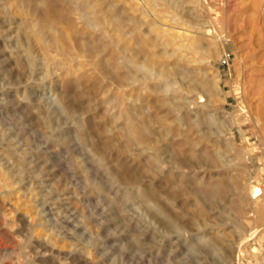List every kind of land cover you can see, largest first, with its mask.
<instances>
[{
	"label": "rangeland",
	"instance_id": "374dc122",
	"mask_svg": "<svg viewBox=\"0 0 264 264\" xmlns=\"http://www.w3.org/2000/svg\"><path fill=\"white\" fill-rule=\"evenodd\" d=\"M81 1L0 0V245L23 264L36 242L37 264L78 250L89 264H264V0H167L172 15L119 1L140 9L128 34L155 43L157 65L68 29ZM192 37L205 53L186 51Z\"/></svg>",
	"mask_w": 264,
	"mask_h": 264
},
{
	"label": "bare ground",
	"instance_id": "6f19581e",
	"mask_svg": "<svg viewBox=\"0 0 264 264\" xmlns=\"http://www.w3.org/2000/svg\"><path fill=\"white\" fill-rule=\"evenodd\" d=\"M61 1V0H60ZM78 1H81V0H78ZM119 1H124V0H103L102 2H101V0H91V1H89V3L87 4V2H86V0L85 1H81L79 4H78V7H77V9L76 10H73L75 13H77L78 15H79V18L78 19H80V24L78 25V24H76L75 23V21H74V23L73 22H70L69 23V21H67L68 23H69V28L68 29H71L72 31L74 30L76 33H79V32H81L82 34H78L79 35V37H80V35L82 36V35H89L90 36V40H87L88 42L90 41V42H93V43H96L97 45H98V47H100V46H102V44H104L105 42H107L105 39H107V38H110V40L108 41V43L110 42V43H112V44H114L115 46H117L118 48H120L121 50L123 49L124 51V55L127 53V54H129V56L132 58V59H134L133 61H138V59H139V57L140 56H144V57H146L145 59H146V61H147V63H149L150 65H152V64H155V65H157L156 64V57H155V55H152L150 52L151 51H149L148 52V48L150 47V46H155L154 44V42L152 41V40H150V39H144V38H142V37H138V36H132V37H130V35L128 34L129 32H131V33H133V32H135V31H138V32H141L142 31V27L144 26V25H146V24H143L142 22H141V19L139 20L138 18H136V16H135V14L137 13V12H139V10L140 9H137V8H135V7H132L133 5H131L130 6V8H124V11H122L121 9H117V7H118V2ZM128 1V0H127ZM134 1H136V0H133V2ZM143 1H145V3L147 4V5H149L150 7H154V12L155 13H157V10L158 9H156L157 7H162L161 9V12L160 13H163L164 11L163 10H165L166 12L165 13H167V14H169L170 15V13H171V15H172V8H171V6H169V4L168 3H170V1H167V0H143ZM180 1V0H179ZM46 2V1H45ZM64 2H65V0H64ZM68 2V1H67ZM126 2V1H125ZM131 0H130V3H133ZM115 3V4H114ZM192 3V2H191ZM45 4H47V2L45 3ZM56 4H58V3H56ZM104 4H108V5H113V8H108L106 5H105V7H103V5ZM135 4V3H134ZM185 4V3H184ZM187 4V3H186ZM185 4V5H186ZM39 6V5H38ZM57 6V5H56ZM124 6V5H123ZM164 6V7H163ZM178 6V5H177ZM201 6H203V5H201ZM48 7V6H47ZM120 7V6H119ZM129 7V6H128ZM40 8V7H39ZM68 8V7H67ZM50 9H52V8H50ZM87 9H90L91 11L89 12L91 15H92V19H89L87 16H88V14H84V12H86V10ZM203 9V8H202ZM172 10V11H171ZM41 11V10H40ZM148 11H150V10H148ZM163 11V12H162ZM191 11V10H190ZM58 12V11H57ZM57 12H56V14H57ZM71 12V11H70ZM41 13H43V12H41ZM153 13V12H152ZM159 13V14H160ZM173 13H174V11H173ZM187 13V12H186ZM39 14V13H38ZM44 14V13H43ZM62 14V13H61ZM144 14V18H146L147 17V14H146V12H144L143 13ZM154 14V13H153ZM158 14V13H157ZM177 14V13H176ZM183 14V13H182ZM193 14V13H192ZM75 15V14H74ZM150 15V14H149ZM156 15V14H155ZM175 15V14H174ZM195 15V14H194ZM40 16V15H39ZM69 16H71V15H69ZM42 17H43V15H42ZM76 17V16H75ZM162 17V16H161ZM187 17V16H186ZM165 18V17H164ZM164 18H162L163 20H164ZM180 18V17H179ZM188 18V17H187ZM55 19V18H54ZM57 19V18H56ZM65 19V18H64ZM155 19V18H154ZM61 20V19H60ZM73 20V19H72ZM92 20V21H91ZM143 20H145V19H143ZM147 20V19H146ZM153 20V19H152ZM167 20V19H166ZM196 20V19H195ZM155 21V20H154ZM165 21V20H164ZM42 22V21H41ZM66 22V23H67ZM149 22V21H148ZM167 22H169V21H167ZM166 22V23H167ZM176 22V21H175ZM198 22V21H197ZM67 23V24H68ZM159 23H160V21L158 22V25H159ZM163 23H165V22H163ZM163 23H162V25H163ZM165 23V24H166ZM177 23V22H176ZM176 23H174V24H176ZM151 24H153V23H151ZM156 24V23H155ZM44 24L42 23V26H43ZM167 25V24H166ZM178 25V24H177ZM182 25V24H181ZM184 25H185V23H184ZM183 25V26H184ZM211 25V24H210ZM49 25H47L46 27H48ZM70 26H71V28H70ZM81 26V27H80ZM94 27L95 26V29H93L94 31H92L91 30V28L90 27ZM157 26V25H156ZM183 26H181V27H183ZM39 27V26H38ZM46 27H44V28H46ZM68 27V26H67ZM149 27V26H148ZM159 27V26H158ZM174 27V26H173ZM188 27V26H187ZM210 27V26H209ZM44 28H41V29H43L44 30ZM54 28V27H53ZM163 28V27H162ZM162 28H160L159 30H158V33H157V35H158V39L160 38L159 36L164 32V28L162 29ZM172 28V27H171ZM180 28V27H179ZM183 28H185V30H187L186 29V27L184 26ZM152 29V28H151ZM176 29H177V27H176ZM189 29H192V27H190ZM208 29V28H207ZM171 30V29H170ZM173 30H175V29H173ZM172 30V31H173ZM179 30V29H178ZM194 30V29H193ZM150 31V30H149ZM145 32V31H144ZM148 32V31H147ZM146 32V33H147ZM175 32V31H174ZM173 32V33H174ZM180 32H182V31H180ZM202 32V31H201ZM207 32H210V30H207ZM39 33H40V31H39ZM43 33V32H42ZM61 33V32H60ZM142 33V32H141ZM187 33V32H186ZM190 33V32H189ZM41 34V33H40ZM46 34V33H45ZM74 34V33H73ZM73 34H65L66 36H64V34H62L63 36L61 37V38H59V39H57V42L58 43H61L60 44V46L59 47H61L62 45H63V43L65 42V41H72V40H74V36H73ZM165 34V33H164ZM167 34H168V32H167ZM166 34V35H167ZM75 35V34H74ZM129 35V37H127ZM163 35V34H162ZM161 35V36H162ZM169 35V34H168ZM187 35V34H186ZM183 36H185L183 33L182 34H179V37H180V39H184L183 38ZM144 37H145V35H144ZM167 37V36H166ZM182 37V38H181ZM194 37V36H193ZM191 38V42H189L188 43V45H186V46H183L182 44H181V47L183 46V47H185L186 48V51H188V52H191L194 56L195 55H197V54H199L200 52H202V51H204V53H205V49H204V45H202L199 41H195L194 40V38ZM84 38V37H83ZM187 38V37H186ZM198 38V37H197ZM39 39H41V38H39ZM47 40H49L50 41V39L49 38H46ZM82 39V38H81ZM177 39V38H176ZM179 39V40H180ZM186 40V39H185ZM188 40V39H187ZM39 41V40H38ZM41 41H42V39H41ZM40 41V42H41ZM53 42H54V40H52ZM48 42V41H47ZM67 42V43H68ZM44 43V42H43ZM42 43V44H43ZM71 43V42H70ZM69 43V44H70ZM86 43V42H85ZM162 44H166V45H172V43H173V38L172 39H169V40H164V41H162L161 42ZM161 43H159L158 44V46L161 44ZM54 44V43H53ZM91 44V43H90ZM89 44V45H90ZM57 45V44H56ZM55 45V46H56ZM74 45V44H73ZM72 45V46H73ZM81 45V44H80ZM79 45V46H80ZM106 45H108V44H105L104 46H106ZM180 45V44H179ZM42 46H45V44L44 45H42ZM41 46V47H42ZM54 46V47H55ZM64 46V45H63ZM67 46H68V44H67ZM72 46H69V48L71 47L72 48ZM164 46V45H163ZM162 46V47H163ZM177 46V45H176ZM40 47V48H41ZM46 47V46H45ZM86 47H88L87 45H86ZM90 47V46H89ZM93 47V46H92ZM91 47V48H92ZM160 47V46H159ZM180 46H178V47H176V48H181ZM43 48V47H42ZM75 48V47H74ZM96 48H97V46H96ZM103 48V47H102ZM107 48H109V47H107ZM113 48V47H112ZM117 48V49H118ZM173 48V47H172ZM185 48H183V49H185ZM48 48H46V50H47ZM57 49V48H56ZM63 49V48H62ZM65 49V48H64ZM63 49V50H64ZM73 49V48H72ZM93 49H94V47H93ZM114 49V48H113ZM116 49V48H115ZM116 49V50H117ZM156 49V48H155ZM207 49V48H206ZM211 49V48H210ZM49 50V49H48ZM67 50H69V49H67ZM71 50V49H70ZM75 50V49H74ZM91 50V49H90ZM95 50H97V49H95ZM177 50V49H176ZM181 50V49H180ZM44 51V50H43ZM72 51V50H71ZM155 51V50H154ZM167 51V50H166ZM48 52V51H47ZM68 52V51H67ZM77 52V51H76ZM87 52V51H86ZM92 53H93V50L91 51ZM107 52V51H106ZM121 55H122V53L120 52V51H118ZM180 52V51H179ZM209 52V51H208ZM68 53H70V52H68ZM81 53H83V52H80V54ZM92 53H91V55H92ZM107 53H109V51L107 52ZM112 54H113V52H111ZM166 53V52H165ZM169 53V52H168ZM71 54V53H70ZM77 54V53H76ZM87 54H89V52L87 53ZM101 54H103V52L101 53ZM111 54V55H112ZM154 54V53H153ZM170 54V53H169ZM168 54V55H169ZM66 55H67V53H66ZM73 55V54H72ZM71 55V56H72ZM83 55H84V53L82 54V58H84L83 57ZM90 55V54H89ZM109 55V54H108ZM110 55V56H111ZM116 55V54H115ZM114 55V56H115ZM167 55V56H168ZM184 55V54H183ZM183 55L181 56V55H179V58H180V56L181 57H183ZM200 55V54H199ZM44 56V55H43ZM50 56V55H49ZM61 56V55H60ZM74 56V55H73ZM81 56V55H80ZM88 56V55H87ZM94 56V58L96 57V54L95 55H93ZM163 56V55H162ZM174 56V54H172V57ZM203 56H204V54H203ZM75 57H76V55H75ZM79 57V56H78ZM99 57V56H98ZM105 57V56H104ZM196 57V56H195ZM208 57V56H207ZM45 58H48L49 59V57H46L45 56ZM67 58V57H66ZM81 58V57H80ZM109 58V56H107V58H106V62H107V59ZM118 59V57L117 56H115V59ZM159 58V57H158ZM161 58V57H160ZM167 58H169V57H167ZM52 59V58H51ZM56 59V58H55ZM68 59V58H67ZM74 59V58H73ZM78 59V58H77ZM87 59V58H86ZM89 59V58H88ZM97 59V58H96ZM120 59V58H119ZM125 59V58H124ZM128 59V58H127ZM182 59V58H181ZM110 60H111V58H110ZM144 60V59H143ZM158 60V59H157ZM186 60H187V58H186ZM185 60V61H186ZM45 61V60H44ZM94 61V60H93ZM102 61V60H101ZM113 61V60H112ZM127 61V60H126ZM133 61H132V63H133ZM161 61V60H160ZM198 61H203V60H199V59H191L190 60V62H192V63H194L195 62V64H196V62H198ZM74 62V61H73ZM78 62V61H77ZM87 62V61H86ZM85 62V63H86ZM117 62V61H116ZM140 62V61H139ZM53 63V62H52ZM68 63V62H67ZM82 63V62H81ZM84 63V62H83ZM84 63V64H85ZM100 63V62H99ZM111 63V62H110ZM140 63H142V61L140 62ZM139 63V65L138 66H140V65H143V64H140ZM144 63V62H143ZM146 63V64H147ZM98 64V63H97ZM107 63H105V65H106ZM167 64V63H166ZM181 64V63H180ZM34 65V64H33ZM45 65H47V64H45ZM188 65V64H187ZM82 66H83V64H79V66H78V68L77 69H74V70H81V69H83L82 68ZM84 66H86L87 67V65H84ZM96 66V65H95ZM110 66V65H109ZM125 66V65H124ZM148 66V65H147ZM146 66V67H147ZM54 67V66H53ZM101 67V66H100ZM106 67H108V66H106ZM105 67V68H106ZM119 67V66H118ZM142 67V66H141ZM145 66H144V68H146ZM63 68V67H62ZM61 68V69H62ZM72 68V67H71ZM89 68V67H88ZM96 68V70H98L97 69V66L95 67ZM111 68V67H110ZM148 69H150L149 68V66L147 67ZM146 68V69H147ZM151 68H153V66H151ZM161 68H163L162 67V65H161ZM169 68V67H168ZM42 69H43V67H42ZM59 69V68H58ZM70 69V68H69ZM104 69V68H103ZM123 69V68H122ZM127 69V68H126ZM136 69V68H135ZM134 69V70H135ZM139 69V68H138ZM157 69V68H156ZM186 69V68H185ZM44 70H45V68H44ZM63 70V69H62ZM65 70V69H64ZM84 70V69H83ZM106 70H108L107 68H106ZM142 70H144V69H142ZM160 70V69H159ZM46 71V70H45ZM59 71V70H58ZM61 71V70H60ZM82 71V70H81ZM113 71V70H112ZM116 71H118V69L116 70L115 69V71H114V73L116 72ZM138 71V70H137ZM151 71V70H150ZM161 72H160V76H172V75H177L178 74V72L180 71V69H179V67L178 68H173V70H171L170 68L169 69H165V70H160ZM51 72V71H50ZM84 72V71H83ZM85 72L87 73V71L85 70ZM84 72V73H85ZM99 72V71H98ZM78 73V72H77ZM77 73H76V76H77ZM79 73H80V71H79ZM82 73V72H81ZM85 73V74H86ZM100 73H102L101 72V70H100ZM104 73H105V71H104ZM109 73H110V71H109ZM137 73V72H136ZM154 73V72H153ZM83 74V73H82ZM105 74H107V73H105ZM112 75L111 76H118L119 77V75L118 74H113V72L111 73ZM158 74V73H157ZM109 75V74H108ZM131 75H133V74H131ZM182 75V74H181ZM188 75V74H187ZM84 76V75H83ZM96 76V75H95ZM125 76V75H124ZM106 77H109V76H106ZM161 78V77H160ZM99 79V78H98ZM105 79H107V78H105ZM115 79V78H114ZM121 79H122V77H121ZM124 79V78H123ZM126 79V78H125ZM124 79V80H125ZM129 79V78H128ZM127 79V80H128ZM166 79V78H165ZM178 79H179V77H178ZM182 79V78H181ZM96 80V79H95ZM100 80V79H99ZM115 80H117V79H115ZM126 80V81H127ZM132 79H130V81H131ZM177 80V79H176ZM129 81V80H128ZM133 81V80H132ZM148 81V80H147ZM184 81V80H183ZM194 81V80H193ZM118 82H120L119 80H118ZM122 82V81H121ZM120 82V83H121ZM134 82V81H133ZM126 83H128V82H126ZM138 83V82H137ZM213 83V82H212ZM121 84H123V83H121ZM120 84V85H121ZM132 84V83H131ZM173 84V83H172ZM175 84V83H174ZM73 85V84H72ZM119 85V84H118ZM127 85V84H126ZM166 85H167V83H166ZM165 85V86H166ZM114 86V85H113ZM124 86V85H123ZM180 86V85H179ZM215 87H216V85H214ZM84 88V87H83ZM93 88V87H92ZM123 88V87H122ZM212 88V87H211ZM86 89V88H85ZM183 90V89H182ZM122 91L124 92H126V90H123L122 89ZM124 94H126V93H124ZM130 94V93H129ZM183 94V93H182ZM108 95V94H107ZM116 97V96H115ZM129 98H131V97H129ZM126 99V98H125ZM116 100V99H115ZM130 100V99H129ZM132 100V99H131ZM121 101V100H120ZM200 101H201V99H200ZM121 103H122V101H121ZM124 103V102H123ZM134 108V107H133ZM136 108V107H135ZM6 110L7 111H9V112H12V110H13V108L11 107V106H9L8 108H6ZM131 110V109H130ZM130 114V113H129ZM128 115V114H127ZM128 117V116H127ZM205 119V118H204ZM130 120V119H129ZM131 121V120H130ZM198 122V121H197ZM208 122V121H207ZM201 125H202V123H201ZM209 125V124H208ZM225 126V125H224ZM227 126V125H226ZM229 131V130H228ZM203 135V134H202ZM204 136V135H203ZM245 136V135H244ZM260 144V143H259ZM219 149V148H218ZM221 150V149H220ZM67 153V152H66ZM219 153V152H218ZM6 155V154H5ZM2 157V156H1ZM13 159V158H12ZM63 159V158H62ZM61 159V160H62ZM8 160V159H7ZM7 160H6V162H7ZM15 160V159H14ZM39 160H41V159H39ZM39 160L37 159V160H35V164L36 165H38V166H40L39 165ZM16 161V160H15ZM43 161V160H42ZM45 161V160H44ZM48 161V160H47ZM59 161V160H58ZM57 161V162H58ZM2 162V161H1ZM0 162V163H1ZM9 162V161H8ZM19 162V161H18ZM17 162V163H18ZM22 162V161H21ZM30 162V161H29ZM197 163V162H196ZM5 164V163H4ZM9 164V163H8ZM14 164H15V162H14ZM19 165H21V163H19ZM19 165H17V167L16 168H18V166ZM33 165V164H32ZM1 166V165H0ZM20 167V166H19ZM25 166H23L22 168H24ZM15 167H14V169H16ZM21 168V167H20ZM42 168V167H41ZM40 168V169H41ZM0 170H2V168L0 169ZM10 170V169H9ZM12 171V170H11ZM39 171V170H38ZM13 172V171H12ZM25 172V171H24ZM43 172V170H41V173ZM21 173V172H20ZM20 173H19V176H20ZM23 173V172H22ZM21 173V174H22ZM29 173H30V171H29ZM28 173V174H29ZM39 174H40V172H38ZM4 174V173H3ZM6 175H7V173H6ZM5 175V176H6ZM9 175V174H8ZM24 175H25V173H24ZM2 177V175H0V179H4V181H5V179L7 180V178H5V177H3V178H1ZM20 177H23L22 175L20 176ZM247 178V177H246ZM21 179H23V178H21ZM34 179V178H33ZM9 180H11L10 178H9ZM13 180V179H12ZM3 181V182H4ZM19 181H20V178H19ZM32 181V180H31ZM247 181V180H246ZM2 183V182H1ZM40 183V182H39ZM5 184V183H4ZM35 184V183H34ZM69 184V183H68ZM9 186V185H8ZM53 188V187H52ZM51 188V189H52ZM260 189V187H256L255 189H253V191L254 190H256V192H255V194L256 193H259V191L261 190H259ZM27 189H29V188H27ZM248 189V188H247ZM236 190V189H235ZM209 191V190H208ZM264 191V190H263ZM51 193V192H50ZM211 193V192H210ZM261 193L263 194V197H264V193L262 192V190H261ZM57 194V193H56ZM252 194H253V192H252ZM32 196V195H31ZM259 197H261V196H259ZM44 198V197H43ZM257 198V197H256ZM32 200H34V199H32ZM50 200V199H49ZM258 201L260 200V199H257ZM256 200V201H257ZM43 201V200H42ZM53 201V200H52ZM257 201V202H258ZM116 202V201H115ZM99 203V202H98ZM257 205V204H256ZM47 206V201H46V203H44L43 204V208L45 209V207ZM252 208V207H251ZM258 209V208H257ZM263 209V210H262ZM29 210H31V209H29ZM68 210V209H67ZM67 210H65V211H67ZM261 219H262V221H263V224H264V208H261ZM32 211H33V209H32ZM35 211V210H34ZM33 211V212H34ZM45 211H47V210H45ZM260 211V210H259ZM258 211V212H259ZM48 212V211H47ZM53 212V211H52ZM68 212V211H67ZM71 212V211H70ZM35 215H37V212L35 211ZM58 213V212H57ZM69 213V212H68ZM26 214H30V217L32 218V217H34V216H32L33 214H31L30 212H26L25 211V214L24 215H26ZM50 214V213H49ZM52 214V213H51ZM38 215H42V213L41 212H38ZM29 216V215H28ZM25 217V216H24ZM23 217V218H24ZM27 217V216H26ZM30 218V219H31ZM37 218V217H36ZM39 218V217H38ZM26 219V218H25ZM260 219V218H259ZM27 220V219H26ZM26 220H23V226L24 227H27L28 229H27V231L28 230H30V228H33L32 226H29V223H27V221ZM33 220H35V219H33ZM93 220V219H92ZM258 220V219H257ZM52 221V220H51ZM38 222H39V220H38ZM66 222V221H65ZM78 222V221H77ZM89 222V221H88ZM95 222V221H94ZM248 223V222H247ZM250 223V222H249ZM256 223V222H255ZM259 223V222H258ZM2 224V223H1ZM42 224V223H41ZM71 223H70V221L69 222H66V227H71ZM88 225V224H87ZM1 226V225H0ZM20 226V225H19ZM42 226V225H41ZM256 226V225H255ZM35 227H37V226H35ZM34 227V228H35ZM39 227V226H38ZM260 227V226H259ZM262 227H263V225H262ZM257 228V227H256ZM69 229H71V230H74L75 229V227H73L72 226V228H69ZM260 229V228H259ZM264 229V228H263ZM33 230V229H32ZM35 230H36V228H35ZM35 230H33V231H30V232H35L34 234H37L38 232H36ZM38 230V229H37ZM20 231V230H19ZM23 231V230H22ZM26 231V232H27ZM40 231H41V229H40ZM49 231V230H48ZM261 232V231H260ZM19 233V232H18ZM28 233H29V231H28ZM48 233V232H47ZM50 233V232H49ZM55 233V232H54ZM71 233H72V231H71ZM263 233V232H262ZM26 234V233H25ZM32 234V233H31ZM33 234V235H34ZM40 234V233H39ZM46 234V233H45ZM4 235V234H3ZM8 235V234H7ZM23 235H24V233H23ZM21 236V237H24V236ZM46 237L48 236V235H45ZM18 237V236H17ZM26 237H27V235H26ZM247 237V236H246ZM5 238V237H4ZM19 238V237H18ZM25 238V237H24ZM48 238V237H47ZM59 238V237H58ZM103 238V237H102ZM23 239V238H22ZM31 239V238H30ZM34 239V238H33ZM69 239V238H68ZM24 240V239H23ZM32 240V239H31ZM57 240H59V239H57ZM30 241V240H29ZM33 241V240H32ZM44 241V240H43ZM60 241V240H59ZM2 242V241H1ZM13 242H14V240H13ZM18 242V241H17ZM251 242V241H250ZM35 243V242H34ZM37 243L38 242H36V244H33V246H35L34 248H35V250H32V248H31V250L33 251V254L35 255V256H33L34 257V259H35V263L37 262V247L39 246V244H38V246H37ZM1 244V243H0ZM15 244V243H14ZM13 244V245H14ZM17 244H19V243H17ZM26 244V243H25ZM54 244V243H53ZM68 244V243H67ZM3 245V244H2ZM12 245V246H13ZM30 245V244H29ZM45 245V244H44ZM12 246H7L6 245V247H2L1 245H0V261H2V262H4V264H23L22 263V258L23 259H26V258H24V253H23V251L22 252H18V249H17V247H12ZM19 246V245H18ZM40 246H43V242H40ZM46 247H47V245H45ZM28 247V246H27ZM64 247H65V245H64ZM74 247V246H73ZM80 247V246H79ZM78 248V247H77ZM39 249V248H38ZM44 249H46V248H44ZM43 249V250H44ZM63 249V248H62ZM21 250H23L22 248H21ZM30 250V251H31ZM20 251V250H19ZM31 251V252H32ZM82 251H85V250H82ZM89 251V250H88ZM25 252V251H24ZM31 252H28V253H31ZM255 252V251H254ZM59 254V253H58ZM85 254V253H84ZM89 255H92L93 253H92V251H89V253H88ZM100 254V253H99ZM29 256V255H28ZM28 256H26L25 255V257H28ZM38 258H40V259H42V261L44 262L45 260H47L41 253L40 254H38ZM52 261H51V263L52 264H89V261L85 258V257H83L82 256V254H80V252H79V250L78 251H75V252H70V253H68V254H65V255H57V256H52V254H51V258H50ZM95 260V259H94ZM33 261V260H32ZM41 261V260H40ZM34 262H33V264H34ZM37 264V263H36Z\"/></svg>",
	"mask_w": 264,
	"mask_h": 264
}]
</instances>
